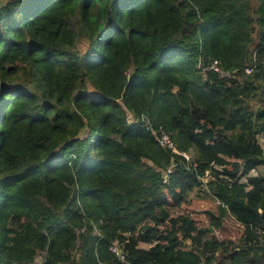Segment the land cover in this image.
I'll list each match as a JSON object with an SVG mask.
<instances>
[{"label": "trees", "instance_id": "obj_1", "mask_svg": "<svg viewBox=\"0 0 264 264\" xmlns=\"http://www.w3.org/2000/svg\"><path fill=\"white\" fill-rule=\"evenodd\" d=\"M260 136L264 0L0 5V264H264Z\"/></svg>", "mask_w": 264, "mask_h": 264}, {"label": "rangeland", "instance_id": "obj_2", "mask_svg": "<svg viewBox=\"0 0 264 264\" xmlns=\"http://www.w3.org/2000/svg\"><path fill=\"white\" fill-rule=\"evenodd\" d=\"M6 0H0V5L5 4ZM79 50L84 52L86 46L84 43L79 45ZM258 142L264 149V137H258ZM264 174V170H263ZM244 182V181H243ZM218 202L215 201L211 196H207L204 192L195 191L191 197L189 204L182 210L174 212L176 216L185 213L191 215L193 219L197 221V224L201 228H208L210 226V216L208 212L217 213ZM244 227L239 224L233 217L228 216L223 223L221 229H216L214 234L220 241L234 240L237 241L243 234ZM142 248H148V245H141ZM218 264V263H216ZM224 264H230L229 261H225Z\"/></svg>", "mask_w": 264, "mask_h": 264}, {"label": "built area", "instance_id": "obj_3", "mask_svg": "<svg viewBox=\"0 0 264 264\" xmlns=\"http://www.w3.org/2000/svg\"><path fill=\"white\" fill-rule=\"evenodd\" d=\"M216 71H219V70L216 69ZM246 71H247V73H249V74L252 72L251 69H247ZM223 76H225L224 73H222V77H223ZM129 120H130V122L133 120V117H132L131 115H129ZM154 135H155L156 137L158 136L155 132H154ZM157 140H158L160 146H162L163 148H167V149L173 151V153H175V154L182 155V156L185 157L187 160L190 159V157H189L187 154H185V153H180V152L176 149L174 143L172 142V140L170 139V137H169L167 134L162 133L160 136H158ZM263 170H264V168H263ZM173 172H174V166H171V167H170V168L164 173V183H165V184H168V183H169V176H170ZM261 172H262V170H253V171H252V175H254V176H258V175L261 174ZM110 251H111L112 254H114V255L120 260V262H122V264L125 262L126 256H125L124 251H123V249H122V247H121V245L119 244L118 241H115V242L112 244V246H111V248H110ZM41 261H42V257H41V256H38L37 259H36V262H41Z\"/></svg>", "mask_w": 264, "mask_h": 264}]
</instances>
